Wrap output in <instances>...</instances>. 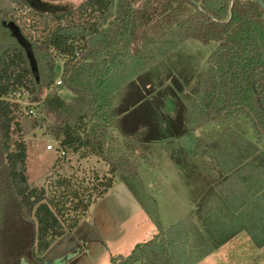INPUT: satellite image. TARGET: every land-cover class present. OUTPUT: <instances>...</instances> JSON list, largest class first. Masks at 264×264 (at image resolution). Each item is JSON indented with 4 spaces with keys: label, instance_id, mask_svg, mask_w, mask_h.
I'll return each instance as SVG.
<instances>
[{
    "label": "trees",
    "instance_id": "obj_1",
    "mask_svg": "<svg viewBox=\"0 0 264 264\" xmlns=\"http://www.w3.org/2000/svg\"><path fill=\"white\" fill-rule=\"evenodd\" d=\"M13 5L33 6L29 0H0V264L69 263L78 253L66 230L73 231L76 224L69 223L68 228L65 224L72 211L86 207L78 192H73L78 201L72 208L75 199L70 194L52 196L48 189L29 183L28 128L20 121L21 107L12 101L14 94L26 90L39 102L41 87H53L58 75L52 53L62 58V84L76 98L67 104L56 96L45 103L47 114L57 120L53 138L63 156L99 158L109 166L112 179L128 183L140 179V167L128 147L112 136L115 118L108 111L125 86L189 40L216 47L194 98L186 103L189 133L183 145L188 155L207 154L209 144L194 132L220 120L243 121L255 141L237 134L236 145L243 148L240 159L219 162L227 178L218 196L205 206L201 230L189 218L115 260L139 264L146 258L149 264H174L172 250L179 239L198 255L184 263L198 264L214 253L215 245L242 232L264 247V161L245 163L264 142V10L259 0H116L115 8L111 0H86L75 11L47 15L36 5L32 8L48 21L46 25L57 27L41 42L25 37L35 69L11 27L16 25ZM5 31L14 45L2 36ZM32 125L37 128L39 123ZM112 179L106 189L113 187Z\"/></svg>",
    "mask_w": 264,
    "mask_h": 264
},
{
    "label": "rangeland",
    "instance_id": "obj_2",
    "mask_svg": "<svg viewBox=\"0 0 264 264\" xmlns=\"http://www.w3.org/2000/svg\"><path fill=\"white\" fill-rule=\"evenodd\" d=\"M85 1L29 0L33 6L13 5L11 18L16 25L12 27L22 31L24 39L31 43L41 42L57 23L46 25L48 21L32 7L38 5L39 12L47 15L75 11ZM2 36L9 44H15L10 32L5 31ZM215 47L213 43L189 40L118 93L114 109L108 111V116L115 118L110 132L128 147L140 167V179L128 183L112 179L109 166L99 158H82L72 153L63 156L59 142L53 138L51 129L57 120L47 114L45 103L56 96L67 104L76 98L63 84H56L63 81L62 58L52 53L58 75L53 87H41L39 102H34L25 90L18 105L20 121L26 122L28 128L25 141L29 183L48 189L52 196L65 193L75 199L73 192H78L86 206L73 209L65 224L66 228L69 223L76 224L73 231L66 230V235L77 237L83 245L84 254L74 264H117L116 258L128 257L137 245L151 240L154 230V237L160 231L166 235L169 228L189 218L202 229L205 206L218 196L220 185L227 178L219 162L240 159L243 148L236 145L237 134L255 141L250 126L234 118L196 129L195 137L210 146L207 154L191 157L183 145V138L189 133L186 103L194 98V88L207 70V60ZM34 123H39L37 128H32ZM49 146L53 147L51 151ZM252 161H264V142L245 163ZM110 179L113 187L109 190L106 188ZM248 200L253 204V199ZM77 201L72 202V208L77 207ZM176 240L179 243L172 250L174 264H185V260L198 256L184 240ZM215 247L214 253L198 264H264V247H258L245 232ZM139 264L149 261L145 258Z\"/></svg>",
    "mask_w": 264,
    "mask_h": 264
},
{
    "label": "water",
    "instance_id": "obj_3",
    "mask_svg": "<svg viewBox=\"0 0 264 264\" xmlns=\"http://www.w3.org/2000/svg\"><path fill=\"white\" fill-rule=\"evenodd\" d=\"M111 3H112V7L115 8L116 0H111ZM259 3H260L261 8L264 10V2L262 0H259ZM13 30H14V34L17 37L20 44L26 49L27 55L30 59V62L32 64L33 68L35 69L36 68V61H35V57L33 55V51H32L30 43L27 40H25L24 37H22V35L19 32L15 31L14 28H13Z\"/></svg>",
    "mask_w": 264,
    "mask_h": 264
},
{
    "label": "crops",
    "instance_id": "obj_4",
    "mask_svg": "<svg viewBox=\"0 0 264 264\" xmlns=\"http://www.w3.org/2000/svg\"><path fill=\"white\" fill-rule=\"evenodd\" d=\"M62 71H63V69H62ZM154 231H156V230H154ZM154 231H153L152 237L155 235L154 234L155 233ZM69 242L72 243L71 245L77 247V253H78V255L75 257V259H73L72 261H70L68 263V264H74L77 261H79V259L81 258V256L84 254V252H83V245H82V242L79 241V239L77 237H75V236H72V237L70 236Z\"/></svg>",
    "mask_w": 264,
    "mask_h": 264
},
{
    "label": "built area",
    "instance_id": "obj_5",
    "mask_svg": "<svg viewBox=\"0 0 264 264\" xmlns=\"http://www.w3.org/2000/svg\"><path fill=\"white\" fill-rule=\"evenodd\" d=\"M56 84H57L58 86H61V85H62V81L59 80V81L56 82ZM24 93H25V91L22 90V91H20V92H18V93H16V94H14V95H15V98H14V100H12V101L16 102L17 104L21 103L20 100H21V98L23 97V94H24ZM29 113H30L31 115H34V111H33V110H30ZM52 148H53V147H51V146L48 147V149H49L50 151L52 150Z\"/></svg>",
    "mask_w": 264,
    "mask_h": 264
}]
</instances>
